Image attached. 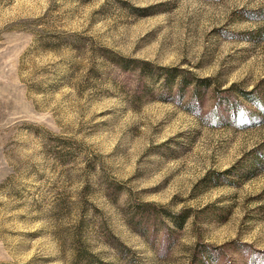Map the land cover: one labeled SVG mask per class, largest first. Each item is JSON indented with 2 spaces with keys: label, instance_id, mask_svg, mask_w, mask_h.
Segmentation results:
<instances>
[{
  "label": "rangeland",
  "instance_id": "374dc122",
  "mask_svg": "<svg viewBox=\"0 0 264 264\" xmlns=\"http://www.w3.org/2000/svg\"><path fill=\"white\" fill-rule=\"evenodd\" d=\"M263 110L264 0H0V264H264Z\"/></svg>",
  "mask_w": 264,
  "mask_h": 264
},
{
  "label": "trees",
  "instance_id": "16d2710c",
  "mask_svg": "<svg viewBox=\"0 0 264 264\" xmlns=\"http://www.w3.org/2000/svg\"><path fill=\"white\" fill-rule=\"evenodd\" d=\"M170 77H172V75H169V74L166 73V77H165L166 80L169 79ZM208 81H209L208 78L200 79L199 83L193 85L192 93L195 94V95L197 94L196 89H197L198 85L202 86V84H203L204 87H207L208 86ZM179 84L180 85H185V79H183V77L180 78V83ZM250 94H252V93H250ZM251 100H253L254 102L256 101V103H258V104L260 102V99H256V98H253ZM257 101H259V102H257ZM232 105H233V103H232ZM263 114H264V112H263ZM216 248L217 247H212V246H208V245L198 244L194 248L192 253H191L189 264H210V263H208L207 258H211L210 252H212ZM201 257H203V259H201ZM88 259L89 258L86 257L85 264H87V263L89 264L90 263L88 261ZM97 264H102V262H97Z\"/></svg>",
  "mask_w": 264,
  "mask_h": 264
}]
</instances>
